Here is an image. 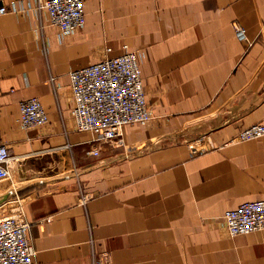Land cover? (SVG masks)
<instances>
[{"label": "crops", "instance_id": "1", "mask_svg": "<svg viewBox=\"0 0 264 264\" xmlns=\"http://www.w3.org/2000/svg\"><path fill=\"white\" fill-rule=\"evenodd\" d=\"M83 1L85 26L62 36L37 0H5L25 9L0 15L13 157L0 215L30 196L35 264H264V231L232 237L224 223L264 199V137L236 140L264 123V0ZM126 46L141 53L151 120L103 143L75 127L69 73ZM31 97L49 122L24 130Z\"/></svg>", "mask_w": 264, "mask_h": 264}, {"label": "built area", "instance_id": "2", "mask_svg": "<svg viewBox=\"0 0 264 264\" xmlns=\"http://www.w3.org/2000/svg\"><path fill=\"white\" fill-rule=\"evenodd\" d=\"M0 15L20 13L23 4L0 0ZM50 23L62 36L76 33L86 24L83 0H37ZM237 38L248 41L246 30L235 24ZM110 49H108V52ZM139 54L125 47V52L70 71L74 106L72 117L78 131L91 132L96 141L110 143L125 125H146L151 120ZM49 122L42 102L31 97L20 104V126L27 130ZM264 137V123H255L242 129L237 141ZM13 157L7 145L0 143V181L9 179ZM30 196H19L11 209L0 215V264H35L36 249L29 237L31 223L23 217V208ZM224 223L232 237L264 231V199L242 203L225 213Z\"/></svg>", "mask_w": 264, "mask_h": 264}, {"label": "rangeland", "instance_id": "3", "mask_svg": "<svg viewBox=\"0 0 264 264\" xmlns=\"http://www.w3.org/2000/svg\"><path fill=\"white\" fill-rule=\"evenodd\" d=\"M135 51V50H134ZM139 55L141 54L140 52L136 51ZM120 55V54H119Z\"/></svg>", "mask_w": 264, "mask_h": 264}]
</instances>
